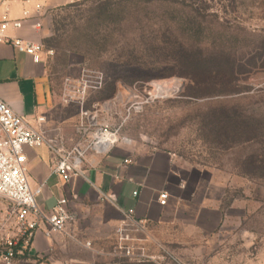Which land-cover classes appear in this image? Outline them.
I'll use <instances>...</instances> for the list:
<instances>
[{
  "label": "rangeland",
  "instance_id": "obj_1",
  "mask_svg": "<svg viewBox=\"0 0 264 264\" xmlns=\"http://www.w3.org/2000/svg\"><path fill=\"white\" fill-rule=\"evenodd\" d=\"M42 30L62 114L78 130L108 124L121 142L172 153L185 179L174 223L121 224L115 250L144 256L124 263L264 264V180L245 165L261 147L222 145L214 129L218 117L264 116V70L224 94L184 77L195 56H254L264 46V0H93L54 11ZM68 79L85 88L77 100Z\"/></svg>",
  "mask_w": 264,
  "mask_h": 264
},
{
  "label": "crops",
  "instance_id": "obj_2",
  "mask_svg": "<svg viewBox=\"0 0 264 264\" xmlns=\"http://www.w3.org/2000/svg\"><path fill=\"white\" fill-rule=\"evenodd\" d=\"M85 1L0 0V21L22 19L27 12L30 20L24 27L17 31L9 29L6 35L42 42L43 30L33 29L34 22L40 21L44 26L54 11ZM0 100L45 136V146L25 148L30 186L41 189L37 198L39 208L49 213L59 199L65 198L77 220L76 240L60 234L48 238L43 226L33 240L30 257L20 262L125 264L124 255L115 250L116 234L120 238L119 232L124 233L121 224L125 219L145 228L175 222L183 203L175 192L184 193L186 182L170 152L122 141L106 154L89 152L81 174L69 182L54 172L55 152L69 151L80 143L76 119L62 114L44 62L37 64L11 44L1 42ZM162 193L169 195L165 207L159 202ZM6 209L7 205L0 200V218Z\"/></svg>",
  "mask_w": 264,
  "mask_h": 264
},
{
  "label": "built area",
  "instance_id": "obj_3",
  "mask_svg": "<svg viewBox=\"0 0 264 264\" xmlns=\"http://www.w3.org/2000/svg\"><path fill=\"white\" fill-rule=\"evenodd\" d=\"M30 20L28 13L19 20L0 21V42L11 44L19 52L32 58L39 64L43 62L44 48L41 42H31L21 38H10L6 35L9 29L21 30ZM33 29L42 30V23H33ZM68 96L77 100L84 95L85 88L80 83L72 87L71 81ZM40 122L43 119L39 120ZM95 128L93 135L90 129ZM80 143L66 152L57 154L54 172L65 182L81 174L86 155L89 152L106 154L121 142L119 129L110 128L108 124H91L79 130ZM42 132L29 126L19 114L0 100V200L7 205L5 214L0 218V264H16L30 257L33 240L39 230L46 227L45 236L60 234L76 240V216L69 209L65 198L57 201L49 212H43L37 203L41 189H32L28 180L25 148L38 149L46 145ZM169 195L162 193L160 205L168 204ZM89 245V244H86ZM125 256L130 258L144 257L134 248H123Z\"/></svg>",
  "mask_w": 264,
  "mask_h": 264
},
{
  "label": "trees",
  "instance_id": "obj_4",
  "mask_svg": "<svg viewBox=\"0 0 264 264\" xmlns=\"http://www.w3.org/2000/svg\"><path fill=\"white\" fill-rule=\"evenodd\" d=\"M89 1L93 0L85 2ZM187 62L188 64L185 62L187 65L184 71L185 78L196 84L211 85L218 89L219 93L224 94L223 91H228L231 85L240 83L242 77H247L256 70H264V46L259 48L248 61L235 54L231 58L215 59L195 56ZM233 90L238 91L236 88H232ZM214 124H216L215 140L222 145L253 144L261 147V152L249 157L245 165L251 177L264 180V116L261 119L249 118L247 122L236 118L232 123H229L227 118L218 117Z\"/></svg>",
  "mask_w": 264,
  "mask_h": 264
},
{
  "label": "bare ground",
  "instance_id": "obj_5",
  "mask_svg": "<svg viewBox=\"0 0 264 264\" xmlns=\"http://www.w3.org/2000/svg\"><path fill=\"white\" fill-rule=\"evenodd\" d=\"M162 90H163V92L162 93H164V94H166L165 92H168V91H170V89H166L164 86H162ZM177 92V91H176Z\"/></svg>",
  "mask_w": 264,
  "mask_h": 264
}]
</instances>
